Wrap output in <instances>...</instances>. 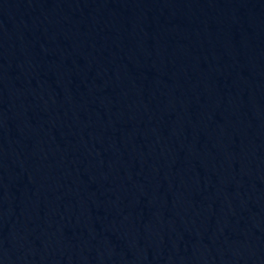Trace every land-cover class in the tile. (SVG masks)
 Masks as SVG:
<instances>
[{"label":"water","instance_id":"95a60500","mask_svg":"<svg viewBox=\"0 0 264 264\" xmlns=\"http://www.w3.org/2000/svg\"><path fill=\"white\" fill-rule=\"evenodd\" d=\"M0 264H264V0H0Z\"/></svg>","mask_w":264,"mask_h":264}]
</instances>
